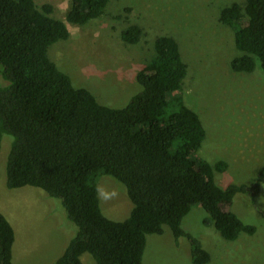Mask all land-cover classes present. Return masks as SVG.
I'll use <instances>...</instances> for the list:
<instances>
[{
	"label": "trees",
	"instance_id": "1",
	"mask_svg": "<svg viewBox=\"0 0 264 264\" xmlns=\"http://www.w3.org/2000/svg\"><path fill=\"white\" fill-rule=\"evenodd\" d=\"M111 0H70L64 20L49 4L0 0V155L7 189L38 188L59 200L73 232L64 234L53 264H142L148 235L187 238L193 264H208L200 241L182 228L194 207L207 215L220 237L234 242L256 229L230 211L235 197L254 199L264 187V165L250 184L215 186L210 164L198 156L205 131L186 106L187 66L169 34L152 41L151 58L139 69L141 91L121 109L105 107L49 59L48 49L69 38L66 24L84 26L103 16ZM127 11V10H126ZM218 23L231 29L240 55L230 62L235 73L264 71V0H237L223 8ZM144 36L138 25L121 29L122 44L136 46ZM257 64V65H256ZM6 135L8 138L3 139ZM122 184L132 204L128 217L112 221L101 209L98 180ZM15 232L0 212V264H15Z\"/></svg>",
	"mask_w": 264,
	"mask_h": 264
},
{
	"label": "rangeland",
	"instance_id": "2",
	"mask_svg": "<svg viewBox=\"0 0 264 264\" xmlns=\"http://www.w3.org/2000/svg\"><path fill=\"white\" fill-rule=\"evenodd\" d=\"M34 2L38 7L51 5L58 20H64L70 5V0ZM233 2L237 0H111L98 20L84 26L66 24L69 38L53 44L48 56L74 88L89 91L105 107L121 109L141 91L136 75L151 58L154 38L171 35L187 66L185 104L198 115L205 131L198 156L212 165L227 164L225 171L214 172L218 190L250 184L264 165V71L259 65L251 74L231 70L230 62L240 53L231 29L219 24L218 16ZM129 25L144 31L140 43L132 47L118 38L119 31ZM97 186L103 214L112 221L125 220L132 204L124 186L109 176H101ZM254 203L264 210V187ZM230 211L255 227V234H240L236 241L227 242L211 224H204L207 215L199 207L183 219L182 228L200 241L210 255L208 264H264L261 215L244 196L233 199ZM0 212L15 232V264H53L61 253L64 234L69 238L73 232L59 200L38 188H6L3 153ZM191 249L187 238L176 241L164 227L162 235L147 236L142 264H193ZM81 264L95 262L83 255Z\"/></svg>",
	"mask_w": 264,
	"mask_h": 264
}]
</instances>
